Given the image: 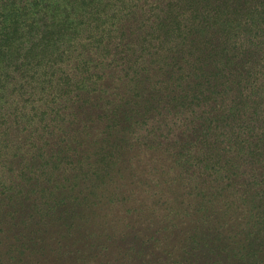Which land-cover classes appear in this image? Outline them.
Returning a JSON list of instances; mask_svg holds the SVG:
<instances>
[{"label": "rangeland", "instance_id": "rangeland-1", "mask_svg": "<svg viewBox=\"0 0 264 264\" xmlns=\"http://www.w3.org/2000/svg\"><path fill=\"white\" fill-rule=\"evenodd\" d=\"M168 1L141 0L140 14ZM169 79H97L61 125L50 121V140L12 137L0 159V264H240L232 256L248 244V225L264 237V125L222 123L216 98L206 137L185 108L158 102L187 84ZM124 113L133 134H104ZM193 186L206 192L196 198ZM110 194L128 200L100 204ZM200 202L218 216L200 218ZM252 242L264 250V238Z\"/></svg>", "mask_w": 264, "mask_h": 264}, {"label": "trees", "instance_id": "trees-1", "mask_svg": "<svg viewBox=\"0 0 264 264\" xmlns=\"http://www.w3.org/2000/svg\"><path fill=\"white\" fill-rule=\"evenodd\" d=\"M140 2L0 0V159L14 136L50 140V121L61 125V112L94 95L100 78H170L173 84L186 78L158 102L167 98L185 108L188 123L198 121L206 137L216 111L207 107L216 98L225 106L222 123L264 125V0H169L148 19ZM131 123L125 113L113 114L104 134L132 135ZM258 140L264 156V132ZM201 190L193 186L190 194L197 198ZM102 197L107 205L128 200ZM241 198L247 205L253 197ZM199 205L205 207L200 218L218 216ZM250 225L248 244L232 257L264 264V250L252 242L264 237Z\"/></svg>", "mask_w": 264, "mask_h": 264}]
</instances>
